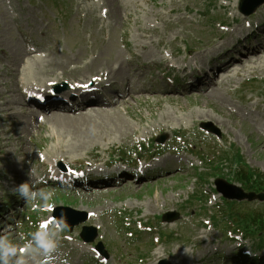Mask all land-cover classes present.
Here are the masks:
<instances>
[{"label":"rangeland","instance_id":"374dc122","mask_svg":"<svg viewBox=\"0 0 264 264\" xmlns=\"http://www.w3.org/2000/svg\"><path fill=\"white\" fill-rule=\"evenodd\" d=\"M239 2L0 0V138L8 135L11 123L19 125L10 132L7 147L0 148V264H45L48 254L38 243L42 223L57 249L50 253L49 262L54 264H99L98 259L110 264H158L162 259L169 264H227L225 259L240 247L264 255V248L259 251L257 246L262 239L244 240L241 235L230 239L219 231L228 207L214 184L217 177L240 184L233 166L241 164H231L241 156L246 168L264 172V49L261 60L245 62L242 57L235 70L217 78L216 95L203 86L204 81L198 83L204 88L184 93L148 91L163 80L160 70L173 64L201 66L210 60L209 66L249 23L255 33L250 38L253 47L259 48L264 41V4L246 16L239 11ZM246 43L239 50L248 52ZM38 46L43 50L38 55L25 52ZM93 61L95 65H89ZM138 64H144L134 80L139 81L140 92L102 109L61 116L55 111L35 112L22 92L50 81L78 83L91 77L100 81L93 75L100 76V70L110 66L103 79L118 81L124 92L130 85H123L132 80ZM155 76L159 78L154 83ZM105 93L113 96L108 89ZM10 100L16 101L8 105ZM9 108L17 113L14 120ZM177 133L186 138L184 144ZM164 136L165 142L158 143ZM178 145L193 147L194 153H178L174 149ZM163 150L157 166L164 167L167 161L177 166L155 178L101 188H66L47 178L60 165L136 161ZM30 176L40 186L31 190ZM216 203L221 206L215 211ZM58 205L86 210L89 216L72 231L60 229L51 221ZM169 212L177 213V219L163 221L162 215ZM70 214L63 210V216ZM83 225L98 228L95 241L80 238ZM100 241L107 257L95 252ZM7 249L18 251L5 255Z\"/></svg>","mask_w":264,"mask_h":264},{"label":"trees","instance_id":"16d2710c","mask_svg":"<svg viewBox=\"0 0 264 264\" xmlns=\"http://www.w3.org/2000/svg\"><path fill=\"white\" fill-rule=\"evenodd\" d=\"M234 167V166H233ZM234 174L236 180L245 186L247 190L263 191L264 190V172L256 169L246 168L245 166L237 165L235 167ZM228 212L225 217V224L234 225L243 230L245 234H249L255 238L262 239L258 244L259 247L264 245V203L259 204L258 207L248 210L242 208V210L234 211L233 204L235 202H226ZM241 207L244 203H239Z\"/></svg>","mask_w":264,"mask_h":264},{"label":"water","instance_id":"95a60500","mask_svg":"<svg viewBox=\"0 0 264 264\" xmlns=\"http://www.w3.org/2000/svg\"><path fill=\"white\" fill-rule=\"evenodd\" d=\"M264 2V0H241L240 3V9L247 15L253 13L256 8L261 5ZM216 184H217V188L220 192H222L224 194L225 197L227 198H231V199H249V200H255V199H259L260 201H264V191L261 193H256V192H245V190L243 188H241L240 186L236 185V184H232L227 182L225 179L222 178H218L216 180ZM63 210H68L70 212H76L77 214L80 215L79 218L75 219V220H70L69 217H65L63 216ZM54 216L55 218L58 220L60 225H64L66 227H68L70 230L73 229V226L75 224H79L83 221H85L87 219V214L84 212H80L77 210H74L72 208L69 207H57L54 211ZM177 218L176 214H168L164 216L165 220H169V221H173L174 219ZM90 231H92V234H89ZM89 232V233H88ZM82 237L86 240V241H93L95 239V237L97 236V230L95 227H84L83 228V232L81 233ZM98 248L101 249L103 251V248L100 245H98ZM159 264H167V261H162Z\"/></svg>","mask_w":264,"mask_h":264},{"label":"bare ground","instance_id":"6f19581e","mask_svg":"<svg viewBox=\"0 0 264 264\" xmlns=\"http://www.w3.org/2000/svg\"><path fill=\"white\" fill-rule=\"evenodd\" d=\"M226 25H230V24H226ZM223 48V47H222ZM261 49H264V46L262 47H260V48H258V49H256V51H254L252 54H254L252 57H250L252 54H249V55H245L244 56V58H245V62H250L251 60H253L254 58L253 57H255L257 60H261L263 57H262V55L260 56L259 54L262 52L261 51ZM40 48L39 49H26L25 50V52L28 54V55H32L33 56V53H35V54H37L38 55V53L39 52H42L43 50H40ZM210 53V52H209ZM212 53V52H211ZM249 56V57H248ZM194 58V57H193ZM197 58V57H196ZM244 60V59H243ZM95 61H93L91 64H89V65H95V63H94ZM241 62V60H238V61H236L234 64H232V66L229 68V69H226L225 70V73H228V70H231L232 68H233V70H235V66H236V64H238V63H240ZM243 62V61H242ZM241 64H243V63H241ZM89 65L88 66H86V69H84V72H87V70H88V68H89ZM110 65V64H109ZM109 65H107V67H109ZM244 65H241V67H243ZM237 67V66H236ZM110 69H111V66L109 67V69L107 68V70H109L110 71ZM252 69V68H251ZM107 70H100L101 71V75L99 76V75H96V74H94L93 76H95V77H106V75L103 73V71H107ZM238 69H236V71H237ZM241 70V69H240ZM123 71H120L119 73H117V74H121ZM53 74V73H52ZM112 74H113V72H112ZM55 75V74H54ZM116 75V74H115ZM225 75V74H224ZM59 76V75H58ZM62 78H64V76L62 75ZM65 78H68V77H65ZM70 79V78H69ZM56 80H58V78L56 79ZM90 80H92V81H94V79L93 78H91ZM81 83H86L87 82V80H81L80 81ZM215 87H217L216 86V83H215V80L214 81H211L209 84H208V87L207 88H209V89H211V93H214L215 92V94L214 95H216L217 93V91H219V89L217 88L216 90H215ZM140 90H141V88H140ZM140 90L138 91V89H133L132 91H129L128 92V94H127V96H133V94H135V93H138V92H140ZM155 90H157V92H161L158 88H154V89H152V92L153 93H156L155 92ZM215 90V91H214ZM10 92V91H9ZM148 92V91H147ZM150 92V91H149ZM21 93V92H20ZM10 95L11 94H14V92L12 91V92H10L9 93ZM24 94V93H23ZM21 95V94H20ZM25 96V95H24ZM21 99H22V96L19 98V103H21L22 104V102H21ZM122 100H123V102H125V98L124 97H122L121 98ZM121 100V101H122ZM16 100H10V101H8L7 103H8V105H11L12 103H14ZM24 104V103H23ZM7 105V104H6ZM98 106V105H97ZM99 108H101L102 109V107H98V108H92V107H90L89 105H86V104H84V105H81V106H79V108L77 109V110H74V112H76V111H79V113H81L80 111L81 110H97V109H99ZM37 109V108H36ZM49 111H55L54 109H48ZM9 111H11V115H10V119L11 120H14L15 119V116L17 115V113L16 112H14V111H12V109H10L9 108ZM56 112V111H55ZM63 112V111H62ZM10 113V112H9ZM34 113V111H32V113L31 114H33ZM83 114H84V112H82ZM7 114V113H6ZM49 114V113H48ZM54 114V113H53ZM57 114H58V116H61V115H59V114H61V112H57ZM57 114H54V115H57ZM68 116H70V115H68ZM67 116V117H68ZM63 118H66V117H64V116H62ZM79 117V115L77 116V115H75L74 116V118H78ZM5 118V117H4ZM64 120H66V119H64ZM10 122V121H9ZM8 125V124H7ZM10 126H11V128L8 130V135H6V136H4V137H2V138H0V144H1V147L0 148H3V147H7V144L9 143V142H11L10 140H11V136H10V132L12 131V132H15L16 130H18L19 129V125L17 124V123H11L10 124ZM8 129V128H7ZM21 132V131H20ZM19 132V133H20ZM20 138V137H19ZM12 148V147H11ZM12 150V149H11ZM168 150V149H167ZM3 151V150H2ZM18 181V180H17ZM18 183V182H17ZM21 184H23V183H21ZM25 184H27L28 185V183H25ZM14 190H15V193H18V188H14ZM155 203V202H154ZM167 255L169 256V253H167ZM175 259V258H174ZM187 260V259H186ZM185 260V261H186ZM202 260V259H201ZM169 261V260H168ZM184 261V262H185ZM178 263V262H177Z\"/></svg>","mask_w":264,"mask_h":264},{"label":"clouds","instance_id":"9594fccd","mask_svg":"<svg viewBox=\"0 0 264 264\" xmlns=\"http://www.w3.org/2000/svg\"><path fill=\"white\" fill-rule=\"evenodd\" d=\"M28 190H29V187L27 184L22 186L23 192L26 193L28 192ZM38 243H39V246L42 247L45 251H49L55 246L54 242L47 238V227H46V224L44 223L41 224V231L38 233ZM9 251L12 252L13 254H16L18 250L17 249H7L5 251V255ZM45 264H47V262H45Z\"/></svg>","mask_w":264,"mask_h":264}]
</instances>
